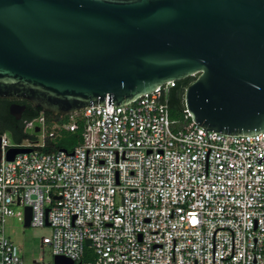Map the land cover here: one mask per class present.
Instances as JSON below:
<instances>
[{
	"label": "built area",
	"instance_id": "obj_1",
	"mask_svg": "<svg viewBox=\"0 0 264 264\" xmlns=\"http://www.w3.org/2000/svg\"><path fill=\"white\" fill-rule=\"evenodd\" d=\"M175 84L62 124L41 112L18 143L0 136V264H25L4 230L25 208L30 227L50 228L53 258L73 264H264V132L175 129ZM62 128L80 132L77 145L43 152ZM10 149L30 152L7 161Z\"/></svg>",
	"mask_w": 264,
	"mask_h": 264
},
{
	"label": "water",
	"instance_id": "obj_2",
	"mask_svg": "<svg viewBox=\"0 0 264 264\" xmlns=\"http://www.w3.org/2000/svg\"><path fill=\"white\" fill-rule=\"evenodd\" d=\"M194 76L184 91L193 123L264 132V0H0L1 100L67 116ZM23 110L11 105L10 115ZM28 152L10 149L6 160Z\"/></svg>",
	"mask_w": 264,
	"mask_h": 264
},
{
	"label": "trees",
	"instance_id": "obj_3",
	"mask_svg": "<svg viewBox=\"0 0 264 264\" xmlns=\"http://www.w3.org/2000/svg\"><path fill=\"white\" fill-rule=\"evenodd\" d=\"M196 79L186 78L181 83L176 82L175 88L171 90L169 95L168 105L170 118L175 122V129H182L183 127L189 125L191 120L189 117L186 118V114L184 113V91L185 89ZM41 113V112H40ZM33 107H31L28 111V115L26 117V121L36 117L40 114ZM51 115V114H47ZM58 119L59 124L64 123L68 118L67 117H56ZM24 125V124H23ZM4 133H9L14 142H21L26 136L23 133L22 127L18 130L13 128H5L3 130ZM80 132H68L66 129H59L55 135L47 141V146L43 148V152H53V151H70L73 149L75 145H77L79 141Z\"/></svg>",
	"mask_w": 264,
	"mask_h": 264
},
{
	"label": "rangeland",
	"instance_id": "obj_4",
	"mask_svg": "<svg viewBox=\"0 0 264 264\" xmlns=\"http://www.w3.org/2000/svg\"><path fill=\"white\" fill-rule=\"evenodd\" d=\"M52 130H47V134ZM31 135H35L39 145L43 143V135L29 131ZM9 140H12L11 135L6 133ZM5 235L18 248L19 255L25 264L41 263L52 264L53 255L50 248L44 245V239L49 238L51 230L45 228L25 227L22 222H19L17 216L11 217L4 224Z\"/></svg>",
	"mask_w": 264,
	"mask_h": 264
},
{
	"label": "flooded vegetation",
	"instance_id": "obj_5",
	"mask_svg": "<svg viewBox=\"0 0 264 264\" xmlns=\"http://www.w3.org/2000/svg\"><path fill=\"white\" fill-rule=\"evenodd\" d=\"M194 77H197V76H194ZM189 78H193V77H189ZM182 81H178V83H181ZM11 105H19L21 107H24V110L21 112L18 120H16L14 117L10 115ZM31 107L33 106L26 101H18V100L10 101V100L0 99V136L4 134L3 130L8 127L13 128L15 130H18L22 127V129L24 130L23 124H25L26 122V117ZM34 109L38 111L39 113L41 112L39 109H36V108Z\"/></svg>",
	"mask_w": 264,
	"mask_h": 264
}]
</instances>
